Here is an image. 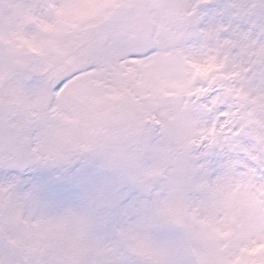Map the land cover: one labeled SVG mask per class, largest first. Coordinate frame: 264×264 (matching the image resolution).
<instances>
[{
	"label": "snow or ice",
	"instance_id": "1",
	"mask_svg": "<svg viewBox=\"0 0 264 264\" xmlns=\"http://www.w3.org/2000/svg\"><path fill=\"white\" fill-rule=\"evenodd\" d=\"M0 264H264V0H0Z\"/></svg>",
	"mask_w": 264,
	"mask_h": 264
}]
</instances>
